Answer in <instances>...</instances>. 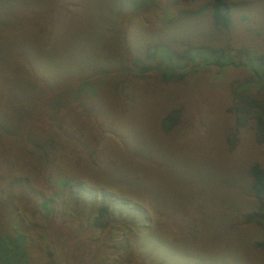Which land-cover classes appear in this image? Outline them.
<instances>
[{"label":"rangeland","instance_id":"374dc122","mask_svg":"<svg viewBox=\"0 0 264 264\" xmlns=\"http://www.w3.org/2000/svg\"><path fill=\"white\" fill-rule=\"evenodd\" d=\"M229 2L231 21L223 29L212 23L210 0H0V230L25 240L27 254L15 264H264V223L243 222L257 209L248 170L264 164V143L250 127L232 149L224 138L229 84L247 68L184 55L175 61L182 79L162 78L164 66H177L163 61L164 45L183 54L189 46L230 40L233 47L264 50V0ZM112 76L130 85L136 104L126 112L108 83ZM59 85L71 104L76 94L90 99L81 112L106 116L123 138L99 140L104 134L95 119L61 109V116L70 111L76 137L93 134L91 148L101 143L103 159L82 173L72 165L79 152L59 148L62 161L55 159L54 168L68 162L66 173L107 190L110 199L79 195L109 205L110 224L118 226L110 233L76 230L71 219L49 215L51 204L43 201L76 178L26 170L25 138L44 127L40 115ZM176 108L180 120L164 131L161 119ZM36 138L44 136L38 131ZM124 196L133 207L121 204ZM136 204L146 215L133 210Z\"/></svg>","mask_w":264,"mask_h":264},{"label":"trees","instance_id":"16d2710c","mask_svg":"<svg viewBox=\"0 0 264 264\" xmlns=\"http://www.w3.org/2000/svg\"><path fill=\"white\" fill-rule=\"evenodd\" d=\"M230 0H210V14L212 23L219 28H227L230 25ZM183 51V54H180L172 48L163 46L161 54L163 56L164 62H173L177 64L175 61L181 60L184 55H191L194 60L202 61L206 64H214L219 68H223L225 66H234L239 68H247V74L237 80H233L229 84L230 95H228L229 101L227 103L226 112L229 113L231 118V126L225 131L224 138L225 141L231 149L237 144L239 141L240 132L244 131L246 128H251L252 133L254 135V139L258 143H264V99L259 96L264 95V50H252L245 47H233L230 40L224 41H216L213 45L209 44H200L187 47ZM256 49V48H255ZM154 55L153 53L150 56ZM128 56L127 54L124 55ZM133 54L128 56V59L137 64L139 58H132ZM158 64L157 66H159ZM178 66V67H177ZM177 66H164L165 69L162 78L168 81L171 80H181L183 77V73L178 71L179 64ZM119 66H114L113 71L117 70ZM111 70V69H106ZM144 73V72H143ZM144 74L142 75V77ZM140 77V76H139ZM127 81H118L112 77H110L108 83H110L111 87L115 90V100L120 105V112H126L129 110L131 105H135L136 102L133 98V95L126 90L130 85L125 86L124 83ZM122 85V87H120ZM52 94L48 99V103L46 107L42 110L41 119L42 123H45L44 127L35 126L36 135L39 131L41 135L44 136L43 140L37 139L36 135L31 137L30 135L26 136L24 142V148L28 151V159L24 161L26 170L28 172L39 171L48 173H62L63 177L70 178L75 182H70L66 184V186H62L61 188L56 187V190H53L50 198H47L43 201V203H50L51 208L49 215L51 218H61L63 220L71 219L73 224V229H97V230H105L106 233H110L113 229H116L118 226H113L111 222L114 219L112 212L109 209V205L103 202L99 204H95L94 202L87 201L86 198L80 197V192H85L90 195L100 194L103 197L110 199L111 196H108L107 190L102 187L99 189H95L91 186H88L83 179V175L81 176H72V174L66 173L68 169V162H63L67 166L64 167H56L54 168L55 159H59L62 161V157H57L56 151L59 148H65L68 152L77 153L76 157L78 159L74 160L72 163L73 167L76 166L80 169L82 173L86 171L87 165L89 166H98L101 165V160L103 157L100 155V146L101 143L93 144L92 148L90 145L91 138H94L93 134H86L84 137L80 134V138L75 136L71 130L74 124L71 120H69V112H66L61 116V109L66 107H70L68 110L81 112L85 103L91 104L90 99H87L86 96L76 94V102L70 103L68 100L67 87L63 85H59L58 87L53 88ZM229 93V92H228ZM131 103L129 106L128 104ZM84 114L88 118H93L97 121V128L102 131L104 134L101 136L99 140H104L107 135H117L119 139L123 140V138L114 131L109 125L106 124L105 118L106 116L94 114L90 112L86 114L84 112L80 113ZM65 116V118H64ZM198 114L196 113L195 119L198 118ZM180 111L178 108L169 111L160 121L161 127L164 131H170L177 125V122L180 120ZM197 121V120H196ZM154 128V127H153ZM5 131V127L2 128ZM14 130L16 133L18 130V126L10 129ZM9 130V131H10ZM96 138V137H95ZM126 140V139H125ZM76 141V142H75ZM123 146L127 148L128 146L123 141ZM121 145V144H120ZM22 147V148H23ZM21 160L20 158L17 159ZM113 163V160H111ZM72 167V169H73ZM114 168V167H113ZM73 173H75L73 169ZM116 173L113 171V174L108 176H113ZM51 179L53 176H49ZM61 177V176H60ZM23 182L28 181V178L23 177ZM12 181H18L17 178H13ZM48 183L51 184V181L48 178ZM55 182V181H54ZM248 188L253 191L256 200H257V209L255 211L250 210L244 217L243 222H257L264 223V164L253 163L249 166L248 170ZM44 189H50L45 186ZM60 190V192L58 191ZM1 193V190H0ZM45 198L47 195L44 192H40ZM112 195L116 196V192L112 191ZM131 198L124 196L121 199V204L126 205L130 204ZM66 204V208H59L58 205L63 207ZM130 205L133 204L131 203ZM54 210H53V209ZM56 208V210H55ZM58 209V210H57ZM136 209L142 215H146V213L142 210L143 208L136 204ZM70 211L71 213L67 212ZM44 211H47L45 209ZM89 211V212H88ZM50 220V219H49ZM73 220L76 221V225H74ZM48 224L47 221H45ZM83 223H85L83 225ZM127 225V224H126ZM144 224H139L141 227ZM146 225V224H145ZM128 233L132 232V228L127 225ZM259 244V243H258ZM264 247V241L259 244ZM123 252H127L124 250ZM26 246L25 240L23 237L19 235H12L7 233L6 231L0 230V264H15L19 263L20 260L26 256ZM125 255V254H124ZM128 256V255H127ZM125 256V257H127ZM238 259V258H236ZM47 264H52L51 262Z\"/></svg>","mask_w":264,"mask_h":264}]
</instances>
